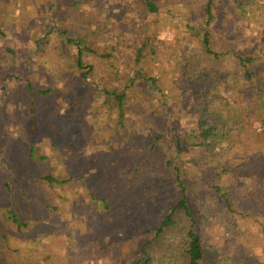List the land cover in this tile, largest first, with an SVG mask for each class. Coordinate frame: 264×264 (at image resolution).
Instances as JSON below:
<instances>
[{
	"label": "trees",
	"instance_id": "1",
	"mask_svg": "<svg viewBox=\"0 0 264 264\" xmlns=\"http://www.w3.org/2000/svg\"><path fill=\"white\" fill-rule=\"evenodd\" d=\"M91 1L80 0L78 4ZM59 2H51L46 8V20L50 17L51 21L47 31L43 30L46 35H38L37 42L52 34V40L64 36L56 21L58 11L54 4ZM144 5L148 15L158 14L157 3L144 0ZM218 7V0H204L199 25L192 22L185 25L186 33L199 44V53L194 47L189 48L181 70L188 82V92L201 98L200 105L192 106L195 122L180 134L170 103L153 95L158 98L155 106H160L155 122L160 129L156 132L158 137L137 156L142 157L140 161L125 162L126 196L132 199L143 193L145 203L156 202L162 209L158 222L152 221L151 216L131 219L124 204L114 206L110 198L89 191L87 176L35 177L30 185L19 182L13 190L0 177V264H41V259L46 264H102L103 260L108 264L253 263L247 248L264 244L258 239L264 233L252 232L256 225L264 226V17L256 14L264 8V1L225 0L222 2L225 13L219 12ZM39 23L41 27L44 21ZM3 26L0 24V37L7 38L10 35ZM145 37L134 56L136 65L141 64L148 46L154 53L155 36L149 33ZM80 39L65 41L76 49L73 67L85 80L94 66L83 63L84 52L89 49ZM6 52L16 60L21 72L29 73L30 58L20 55V48H7ZM236 68L242 75L236 73ZM46 69L52 86L42 83L35 88L30 81L26 84L33 95L31 106L35 100L65 93L64 87L58 89L57 81L70 77L63 71L59 74L53 65ZM138 75H142L140 68L132 78ZM93 86L98 88L96 84ZM65 87L70 88L67 84ZM101 92L104 104H111L109 111L114 110L117 115L113 129H122L128 120L126 90L119 94L114 89ZM65 97L66 103H70ZM88 111L95 114L97 105L88 103ZM164 133L169 142L164 141ZM164 142L170 144L168 148ZM1 164L7 165L5 161H0ZM42 192L47 195L43 197ZM69 193L71 198L67 196ZM25 205H31L35 212L21 213ZM59 213L69 221L66 225L59 223L53 234L48 235L49 229L42 223L44 215L57 219ZM112 214L116 216L106 222ZM123 214H127L126 220L122 219ZM78 219L85 220L83 230L73 225ZM101 222L105 223L111 241L113 233L121 234L120 237L115 234L118 238L115 246L105 245L100 235L104 230L98 228ZM6 224L15 228L16 235L2 233ZM38 226L44 230L41 236L29 241L17 237L28 227L34 231ZM53 237H56L54 250L47 245ZM89 242H100L102 249L93 253L89 249V255H84L82 246Z\"/></svg>",
	"mask_w": 264,
	"mask_h": 264
},
{
	"label": "rangeland",
	"instance_id": "2",
	"mask_svg": "<svg viewBox=\"0 0 264 264\" xmlns=\"http://www.w3.org/2000/svg\"><path fill=\"white\" fill-rule=\"evenodd\" d=\"M55 1L0 0V24L10 35L0 37V161L7 163L6 166L0 165V177L7 180L9 189L13 190L19 182L30 185V180L35 177L87 176L89 191L110 198L114 206L124 204L131 219L151 216L152 221L158 222L162 209L156 202L154 205L145 203L143 193H137L132 199L126 196L125 162L140 161L142 157L137 156L158 137L155 122L160 106H155L158 98L153 95L170 103L173 121L179 125L180 134L195 122L196 112L192 106L200 105L201 98L188 92V82L181 70L189 48L194 47L199 53L198 41L186 33L185 25L187 22L199 25L204 0H152L159 5V12L155 15L146 13L144 0H92L88 4H78L80 0H60L54 5L58 11V28L65 33L64 36L52 40V34L46 40L37 42L38 35L47 33L43 30L47 31L51 19L46 20V8ZM223 1L218 0L221 13L226 12L222 9ZM256 14L264 17V8ZM39 21H44L41 27ZM149 33L156 38L154 53L148 46L141 64L136 65L134 56L137 48ZM66 38H81L89 49L84 52L83 63L92 64L94 71L85 80L80 78L81 72L73 67L76 49L66 43ZM7 48H20V55L30 58L29 73L21 72L16 60L7 54ZM61 60L64 64H60ZM51 65L59 74L63 71L70 77L65 81L56 80L58 89L64 87L65 93L58 92L54 97L35 100L31 106L33 95L28 92L26 84L30 81L35 88L42 83L52 86L46 69ZM138 68L142 75L132 78ZM235 71L242 75L239 68ZM6 75L8 78H5ZM10 75L14 76L9 78ZM26 75L30 78H25ZM152 78L155 83H152ZM66 84L70 88H66ZM101 89H114L118 94L126 90L128 120L122 129H113L117 115L114 110L109 111L111 104H104ZM66 95L70 103H66ZM91 102L97 105L95 114L88 111V103ZM257 121L258 117L256 125ZM164 136V141L169 142V136L166 137L165 133ZM185 141L188 140L185 138ZM76 180L79 181V178ZM59 192L62 193L61 190ZM86 194L84 191L83 196ZM46 195V192H42L43 197ZM67 196L71 198L72 194ZM18 205L21 202L18 201ZM31 212H35L31 205L22 207L21 213ZM115 216L107 217L106 222ZM44 217L42 223L49 229L48 235L53 234L59 223L66 225L69 221L63 213H59L57 219L48 218L46 214ZM126 217L127 214H123L122 219L126 220ZM84 222V219H78L73 225L83 230ZM119 222L123 223L121 219ZM100 224L98 228L104 230L100 235L104 237L105 245L112 243L115 246L118 241L115 234H121L113 233L111 241L105 223ZM41 227L34 231L28 227L17 237L25 241L34 239L44 232ZM87 228L93 231L91 227ZM1 231L9 236L16 235L15 228L9 224L3 226ZM252 232L254 235L264 233V226L256 225ZM258 239L264 241V236ZM47 245L54 250L56 237ZM82 247L84 255H89V249L91 253L95 249H102L100 242H89ZM247 249L253 256L252 264H264V244L256 243ZM39 262L46 264L42 259ZM101 262L108 264L107 260Z\"/></svg>",
	"mask_w": 264,
	"mask_h": 264
}]
</instances>
